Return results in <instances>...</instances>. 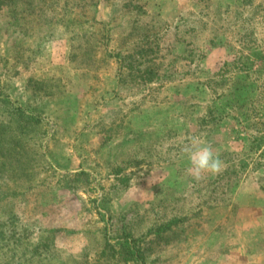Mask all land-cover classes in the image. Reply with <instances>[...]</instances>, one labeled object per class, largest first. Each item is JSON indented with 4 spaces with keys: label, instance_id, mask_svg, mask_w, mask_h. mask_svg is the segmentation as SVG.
<instances>
[{
    "label": "rangeland",
    "instance_id": "obj_1",
    "mask_svg": "<svg viewBox=\"0 0 264 264\" xmlns=\"http://www.w3.org/2000/svg\"><path fill=\"white\" fill-rule=\"evenodd\" d=\"M6 1L0 264H264V0Z\"/></svg>",
    "mask_w": 264,
    "mask_h": 264
},
{
    "label": "clouds",
    "instance_id": "obj_2",
    "mask_svg": "<svg viewBox=\"0 0 264 264\" xmlns=\"http://www.w3.org/2000/svg\"><path fill=\"white\" fill-rule=\"evenodd\" d=\"M182 151L189 163L187 173L197 182L208 175L215 176L223 169V162L214 153L212 146L201 136L189 137L183 145Z\"/></svg>",
    "mask_w": 264,
    "mask_h": 264
},
{
    "label": "trees",
    "instance_id": "obj_3",
    "mask_svg": "<svg viewBox=\"0 0 264 264\" xmlns=\"http://www.w3.org/2000/svg\"><path fill=\"white\" fill-rule=\"evenodd\" d=\"M14 0H8V1H6V2H2L3 4H9V2L11 3V2H13Z\"/></svg>",
    "mask_w": 264,
    "mask_h": 264
}]
</instances>
